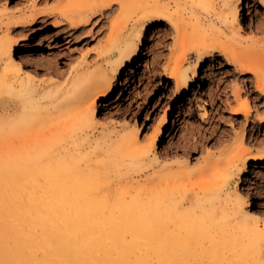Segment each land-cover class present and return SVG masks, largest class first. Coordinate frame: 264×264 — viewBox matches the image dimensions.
<instances>
[{
	"label": "bare ground",
	"instance_id": "1",
	"mask_svg": "<svg viewBox=\"0 0 264 264\" xmlns=\"http://www.w3.org/2000/svg\"><path fill=\"white\" fill-rule=\"evenodd\" d=\"M75 1L81 6L78 14L63 12L53 25L67 22L85 28L93 15H103L116 3L121 7L128 4V0ZM193 1L216 6L212 0ZM35 4L29 6L28 14L3 10L0 18V100L8 102L0 110V264H264L260 260L264 230L254 222L256 214L245 210L246 198L239 193L240 184L251 182L254 175L250 163L264 166V144L253 152L242 137V146L221 179L209 151L201 181L191 196L186 190H173L180 182L172 178L184 173L187 165L163 162L164 152L158 150L175 131L176 118L171 124L163 117L144 141L133 129L122 137V146L105 144L102 158L96 155L97 142L93 146L97 138L89 135L96 122L97 98L117 93L123 69L139 61L151 27L155 35L166 28L186 35L190 26L198 28L194 51L181 52L174 60L172 75L179 96L201 80L204 57L214 51L237 71L253 73L255 90L264 96V21L263 34L255 38L262 42L261 47H240L238 36H225L228 30L240 29L241 10L253 5V0H221L219 11H208L207 21L200 16L192 21L183 9L143 0L132 32L126 33L124 27L112 30L101 50L106 58H113L106 62L108 66L89 71L73 65L60 83L52 76L37 81L32 70L38 71V65L44 64L30 61L37 45L19 46L11 35L33 30L43 16L58 12ZM260 4L264 7V0L257 6ZM158 18L165 25H155ZM216 27L224 35H216ZM41 56L40 60L51 63L49 57ZM53 65L52 69L48 66V73L62 76L64 71ZM249 100L247 97L233 108L244 112L246 120L251 114ZM4 113L8 120H2ZM257 119L264 123V113ZM189 142L187 148L196 143ZM98 163L113 167L114 177L101 176ZM150 165L156 167L143 175Z\"/></svg>",
	"mask_w": 264,
	"mask_h": 264
},
{
	"label": "rangeland",
	"instance_id": "2",
	"mask_svg": "<svg viewBox=\"0 0 264 264\" xmlns=\"http://www.w3.org/2000/svg\"><path fill=\"white\" fill-rule=\"evenodd\" d=\"M37 1L0 0V18L4 11H9V13H15L16 15L28 14L31 10L29 6L33 3H36V8H49L54 9L56 12L58 11L55 15L46 16V18L43 16L44 20L41 18L42 22L36 27L34 26L33 30L28 32L27 30L15 31L11 34L13 35L12 38L14 37L13 39L19 42V46H25L30 43L37 45L35 57L32 60L30 59L32 63L39 61L40 65L43 62L47 65L49 64L48 59L47 62L39 58H42L41 55L45 56V59L46 56L49 57L51 61L49 65L44 66L43 64V66L41 65L42 67L38 65V71L35 70L34 72L32 70L34 75H36L35 78L37 77V81H41V78L43 80L52 76L56 77L58 83L65 79L70 67L73 65V67L76 66L81 70L86 69L89 71H93L94 67V70L100 67L106 68L113 58H106L101 50L108 42V37L112 30L124 27L123 29L126 33L132 32V28L139 22L143 6V0H128V4L125 7H121L119 3H116L113 8H107L103 15H93L89 23L84 26L86 28L84 31L83 29L85 28L72 27L67 22L53 25L55 20L60 19L59 14L63 12H68L72 15L78 14L81 6L75 0ZM158 1L170 6L172 10L175 8L183 9L186 12L185 15L192 17V21H195L197 16L207 21L210 18L208 11L215 9L217 12L221 6V0H212L214 6H217L214 8L209 7V5L207 8L206 4L201 5L202 3L199 4L193 0ZM258 4L259 0H253V5L244 6L241 10L242 26L240 29H232L226 32V37L238 36L240 38L241 41L238 45L240 47L258 48L262 46L261 41H255V38L263 34L260 28L264 21V7L262 4L257 6ZM153 22L157 25L162 22L165 23V20L158 18ZM190 27L187 30V35L178 29L169 30V28H166L167 30L163 29L161 33L155 35L152 32V27V29H147L139 61L123 69L119 83L116 84L117 93L111 98H104L103 96H99V99L97 98L96 122L91 128L89 135L92 139L97 138L93 146L97 142L96 149L99 153L96 155L97 157L99 156L98 158H102L105 155L102 149L105 144L112 143L115 145L117 143L116 146H122L124 142L122 137L133 129L141 141H144L145 138L152 134L154 128L160 125L164 118H167L171 124L173 117L176 118L178 125L176 124L175 131L159 144L158 150L164 152V156L162 155L164 158L161 157L163 162L172 161V163L177 164L182 161L185 167L187 165L184 173L172 178L174 182H180L178 183L179 185L174 186L176 188H173V190L183 193L186 190V193L194 196V191L198 188V183L202 178V165L205 158L209 157V151L213 153L210 158L212 160L216 159V174H218V179H221L222 173L228 169L242 146V137H244L246 145L252 147L253 152H256L264 144V123L257 119L259 113H264V96L261 97V92L255 90V81H252L253 73L243 74L232 66L227 65V59L224 55L219 54L218 51H214L212 56L205 55L201 80L196 84H192L190 87L191 91L186 92L187 94L179 96L180 91L172 71L175 57L179 53L194 51L193 48L198 40L195 37V33L198 32V28L195 25ZM3 31H5V27L1 33ZM47 32L49 36L46 34ZM218 34L224 35L222 30L216 27V35ZM13 52H15V49ZM59 53H61L60 56H57ZM14 56L18 58L17 54H14ZM55 56L59 57L58 60ZM195 56L196 54L194 53L191 58H195ZM41 61L43 62L41 63ZM52 62H55L54 65L56 66L59 65V70L64 71L62 76L48 73V66L52 69V66H50L51 64L53 65ZM262 64L264 66V59ZM80 66H83V68ZM66 71L67 73H65ZM237 94H239L238 98ZM246 96L251 102L249 104L251 114L247 120L244 112L234 111L233 109L238 102L245 100ZM7 105L8 102L0 100V110H3ZM3 115L1 117L2 120L9 119L7 114L4 113ZM189 141H196V143L192 147L187 148ZM98 164V172L102 174L101 176H104V178L114 177L116 173L113 167H105L102 163ZM190 166L191 168H188ZM250 166L252 167H250V171L254 174L252 180L246 184H240L239 193L246 198L245 210L254 212V215L256 214L254 222L256 221V224L260 225L259 228L264 230L262 228L264 227V166H255L253 163H250ZM153 167L155 168L156 166H148L143 171V175L150 174L154 169ZM252 171L255 172L253 173ZM240 174L245 175L244 172ZM246 185H248L247 188ZM179 187L180 190H178ZM184 187L187 188L185 189ZM248 190L250 193L247 192ZM260 260L264 261V252L260 256Z\"/></svg>",
	"mask_w": 264,
	"mask_h": 264
}]
</instances>
